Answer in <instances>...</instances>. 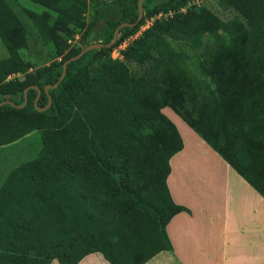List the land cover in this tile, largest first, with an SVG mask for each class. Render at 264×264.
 I'll return each mask as SVG.
<instances>
[{
  "label": "trees",
  "instance_id": "1",
  "mask_svg": "<svg viewBox=\"0 0 264 264\" xmlns=\"http://www.w3.org/2000/svg\"><path fill=\"white\" fill-rule=\"evenodd\" d=\"M46 11L29 15L51 45L47 66L25 73L19 50L26 35L0 0V147L39 134L35 157L0 184V264H76L100 253L109 264H143L170 249L165 226L185 209L175 205L165 180L168 160L181 147L169 108L264 199V0H219L244 22L224 23L188 0H143L154 21L121 51L132 72L110 52L141 25L122 27L108 48L62 63L89 45L92 25L103 20L110 42L121 23L133 24L137 0H110L97 8L76 48L61 34L81 27L85 0H26ZM183 10V11H181ZM55 22H48L49 15ZM143 16V18H144ZM110 18V20H108ZM194 65H193V62ZM24 73V79L9 77Z\"/></svg>",
  "mask_w": 264,
  "mask_h": 264
},
{
  "label": "crops",
  "instance_id": "2",
  "mask_svg": "<svg viewBox=\"0 0 264 264\" xmlns=\"http://www.w3.org/2000/svg\"><path fill=\"white\" fill-rule=\"evenodd\" d=\"M161 113L182 144L168 160L165 185L185 210L165 226L170 249L143 264H264V199L179 116L167 107ZM76 264L109 263L92 252Z\"/></svg>",
  "mask_w": 264,
  "mask_h": 264
},
{
  "label": "rangeland",
  "instance_id": "3",
  "mask_svg": "<svg viewBox=\"0 0 264 264\" xmlns=\"http://www.w3.org/2000/svg\"><path fill=\"white\" fill-rule=\"evenodd\" d=\"M4 1L17 15L25 31L26 47L18 51L21 58L29 64V68L25 73L31 74L35 69L39 67L47 66L52 62H58L60 58L54 57L53 48L51 47V45L44 43L43 36L35 29L29 17L31 13H43L46 10L26 0ZM109 1L110 0H85L86 6L84 14L81 18V22L83 25L79 28L69 27V34H61V37L66 41L67 49L76 48L80 45L83 40L85 27L93 21L95 10L102 4ZM218 2L219 0H188V4L206 8L224 23L231 22L236 23L238 26L244 27V22H242L233 11L221 8ZM146 10V8H142L141 19L143 20L137 30L131 36L123 38L119 43L118 46H121V49H119L117 46L110 52L111 59L121 60L132 72H139V68L134 63L125 61L122 57L121 51L125 49V47L128 46L133 40L138 38L141 35L142 31L148 28L154 21H162L170 15L169 13H156L150 17H146L144 16ZM48 15V22L50 24L54 23L56 20L54 14L48 13ZM108 20H110V18ZM108 32L109 23L103 20L92 25L91 35L86 40L89 44L101 43ZM120 37L121 34L118 32L117 38ZM4 55V50L0 46V57H3ZM12 78L23 80L24 73L15 74L9 77L8 80ZM39 149V134L35 132L24 136L22 139H19L10 145L0 147V184L12 169L25 161L33 159Z\"/></svg>",
  "mask_w": 264,
  "mask_h": 264
},
{
  "label": "water",
  "instance_id": "4",
  "mask_svg": "<svg viewBox=\"0 0 264 264\" xmlns=\"http://www.w3.org/2000/svg\"><path fill=\"white\" fill-rule=\"evenodd\" d=\"M142 1L143 0H137V3H136V7H137V16H136V21L135 23L133 24H126V23H121L119 24L114 30H113V33H112V37H111V40L110 42H108L107 44H101V43H91L85 47H83L75 56L73 57H70L69 59L65 60L62 65H61V73H60V76L58 77L57 81L53 84V85H46L44 86L43 88V91L47 94V90L48 89H53L55 88L59 82L63 79L64 77V74H65V68H66V64L69 63V62H72V61H75L77 60L78 58H80L85 52L87 51H90V50H93V49H100V48H108V47H111L112 45H114V43L116 42V39H117V33L119 32V30L122 28V27H126V26H129V27H133L135 24H137L140 19L142 18ZM28 89H34L36 91V96H35V99L33 101V104L35 106L36 104V100L40 94V91L36 88V86H28L26 88L23 89V103L20 104V105H16L14 103H12L11 101L9 100H2L0 101V107L3 106V105H9L13 108H16V109H21L25 102H26V91ZM50 97L47 95V104L45 107H43L42 109H39L35 106V109L37 111H42V110H45L48 108V106L50 105Z\"/></svg>",
  "mask_w": 264,
  "mask_h": 264
},
{
  "label": "built area",
  "instance_id": "5",
  "mask_svg": "<svg viewBox=\"0 0 264 264\" xmlns=\"http://www.w3.org/2000/svg\"><path fill=\"white\" fill-rule=\"evenodd\" d=\"M181 11H183V10H181ZM118 48L121 49V46H118Z\"/></svg>",
  "mask_w": 264,
  "mask_h": 264
}]
</instances>
